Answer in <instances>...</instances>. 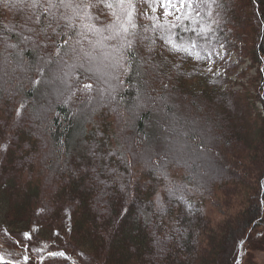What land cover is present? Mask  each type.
I'll list each match as a JSON object with an SVG mask.
<instances>
[{
	"label": "trees",
	"instance_id": "1",
	"mask_svg": "<svg viewBox=\"0 0 264 264\" xmlns=\"http://www.w3.org/2000/svg\"><path fill=\"white\" fill-rule=\"evenodd\" d=\"M83 2L96 6L0 0V264H240L264 244V0H217L171 31L148 0H132L131 23L119 0ZM98 43L117 63L113 90L85 62ZM230 48L256 66L253 93L230 78ZM141 99L156 120L184 108L197 161L144 159L159 124ZM210 127L216 147L198 135ZM197 149L214 177H197Z\"/></svg>",
	"mask_w": 264,
	"mask_h": 264
},
{
	"label": "rangeland",
	"instance_id": "2",
	"mask_svg": "<svg viewBox=\"0 0 264 264\" xmlns=\"http://www.w3.org/2000/svg\"><path fill=\"white\" fill-rule=\"evenodd\" d=\"M158 11H160V13H163L162 8H159ZM94 47H95L94 49H89L87 51L86 54L90 56L88 57V59L85 60V62L90 67V70L94 72L93 75L95 76V79L102 80V81H106L107 79H109L111 81V82L109 81L111 86L108 85V87L111 88V90H113L112 88L116 86V81H115L116 80L115 74H116V69H117L116 60L114 56H112V59H114V62L113 60L111 61V54L109 55L105 54V52H103V49H101L102 47L101 45H99V43L95 44ZM222 54H223L222 49H218L214 53L215 55L214 60L216 61V63L219 61V58L222 56ZM225 59L230 60L231 62L237 61L236 63L237 67L234 69L235 71L233 70L234 72L230 75V78L232 80H236L237 82H241L242 84H245L247 88H249L250 93H253L255 90V87L249 84L250 83L249 79L255 75L256 66L250 63V60H248L247 58H244L242 59L241 62H239L237 60L238 59L237 50H234L232 48H230L226 52ZM148 61L150 60L148 59ZM63 70L65 71L64 67H63ZM58 71H59V68L56 70V72L58 73ZM216 71L222 72V68L219 67L218 63L216 66ZM240 72L241 74L238 75V73ZM99 76H100V79H99ZM232 88L235 90L241 89L242 85L240 83H237V84H234ZM55 94H59V92L55 91ZM62 99H65L64 96H62ZM140 102L144 106L143 111L145 110L151 111V116H153L151 118L152 123L155 124L157 121L158 123L156 124L157 125L159 124L158 126L159 131L157 130V133L154 134L155 135V139H154L155 141L153 142L154 145L152 144L151 145L146 144V146L142 145L143 151L141 152V154L144 157V159H146V157L149 155L152 156L153 152L154 153L157 152L158 155L156 154V156H159L160 153H163V155L161 156L162 158H165V155H167V157L175 158L178 161L180 160L188 161L187 160L188 158H192V160L195 158L194 160L197 161L196 151L190 147V144L188 141H185L183 139V135H182V129H183L182 125L183 124H180L179 122H178L179 124L177 123L178 117L183 118L187 116V114L184 111V108H182V106H180L179 103L175 102L173 104V114L172 115L170 114L169 116L164 118V120L163 118L156 120L157 116L158 117L165 116L163 112H160L161 109L158 106V104H156L153 100L152 101L147 100L146 102L145 101L143 102L141 99L139 103ZM255 107H256V110L260 111L261 106L258 101L255 102ZM158 112L159 114L161 113V115H158ZM163 132H166V133H163ZM212 132L213 130L210 127L209 129L206 128L205 131L198 132V135L200 136V139L204 141L205 144H208L211 147L215 145L216 147V141H213ZM197 150H198L197 152H200L199 161L207 171L206 173L207 175H203L205 173L201 174L202 171L199 169L200 176L197 175V177H199L200 179L202 178L205 179L207 178L208 175L214 177V172L215 170H217L216 168L217 165H216V160L214 159L213 155L207 154L206 152H204L203 149H197ZM192 160L190 161L192 162ZM207 182H209V180L206 181L205 183ZM262 232L263 233L257 234L258 237H260L261 234H264V230ZM260 243H263V242H260ZM255 244H256V241H255ZM262 246L263 248H258L257 250L252 249L251 251H249L246 257H244V259L242 260L240 264H264V244Z\"/></svg>",
	"mask_w": 264,
	"mask_h": 264
},
{
	"label": "snow or ice",
	"instance_id": "3",
	"mask_svg": "<svg viewBox=\"0 0 264 264\" xmlns=\"http://www.w3.org/2000/svg\"><path fill=\"white\" fill-rule=\"evenodd\" d=\"M121 5V10L125 12L128 23L132 22L133 12H135V6L132 4V0H119ZM148 3L151 7V10L153 13L157 11V7L163 9V17H164V23L167 25L168 29L171 31L172 29H176L178 27V24L182 21L189 20L193 14L195 16H200L201 7L203 5H208L209 9V15H211V9L213 5H216L218 7H222V5H217V0H148ZM49 7H61V8H72L73 10H78L80 8H87V7H95L96 5L90 4V3H84L83 0H81V3H74V0H59L58 4L56 0H48ZM105 7L113 8L112 3H106ZM115 14V13H113ZM219 15V13H217ZM173 17V20L171 22L168 21V17ZM154 21H158L159 17H153ZM133 27H135V24H132ZM155 27H163V25H160L158 23L154 24ZM123 30L125 32L128 31L126 27L121 25ZM185 30H188L185 28ZM205 31H210L211 26H207V29H204ZM192 31H195L194 29ZM201 33L197 32L196 35L199 36ZM173 36H175V33H172ZM166 43H168L171 47L174 48L176 51H184L187 52L189 48H195L196 44L195 42L188 43L187 46H185V43L177 42L173 40L171 37L166 40ZM131 44V41H129V45ZM199 58V54H197ZM211 59V56L208 57ZM90 84H85L83 86V91H88L91 89ZM19 115V110H18ZM26 239H30L29 233L23 234ZM50 257H65V253L63 251L61 252H50ZM27 259V258H26Z\"/></svg>",
	"mask_w": 264,
	"mask_h": 264
}]
</instances>
